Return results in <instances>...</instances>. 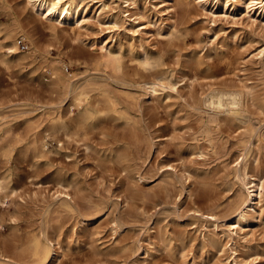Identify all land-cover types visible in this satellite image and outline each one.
Returning a JSON list of instances; mask_svg holds the SVG:
<instances>
[{
  "label": "rangeland",
  "instance_id": "374dc122",
  "mask_svg": "<svg viewBox=\"0 0 264 264\" xmlns=\"http://www.w3.org/2000/svg\"><path fill=\"white\" fill-rule=\"evenodd\" d=\"M215 1L81 0L72 27L0 0V264H264V191L233 218L234 169L264 183V14Z\"/></svg>",
  "mask_w": 264,
  "mask_h": 264
},
{
  "label": "bare ground",
  "instance_id": "6f19581e",
  "mask_svg": "<svg viewBox=\"0 0 264 264\" xmlns=\"http://www.w3.org/2000/svg\"><path fill=\"white\" fill-rule=\"evenodd\" d=\"M229 1L230 0H226L225 7ZM24 2L30 7L31 11L40 14L49 21H57L59 23L68 22L72 27L80 26L81 22L78 19V13L81 0H24ZM204 3H206V0H204ZM218 4L219 0H216L214 6ZM239 5H242L246 12L253 11L257 12L258 15L264 14V0H240ZM113 24L116 25L114 22ZM11 47H15L14 42H11ZM100 49H104V52L101 54V57L103 58V65L105 67H110L112 71L117 72L120 67L118 56L114 55L111 47L101 46ZM260 53H264V50H261ZM148 83V88L151 92H154L155 85L157 84H154L153 82ZM92 89V84L88 81L83 86L74 87L66 93H70L71 99L74 101L75 105H79L82 101L87 100V95ZM241 96V92L235 90L217 91L209 94L206 102L207 106L213 110L218 111L221 110L222 107H225L228 111V115L238 117L240 114ZM91 120L92 115L84 113L77 124H88ZM61 128L65 131H69L70 124L66 125L65 123H62ZM234 170L238 181L246 190V195L241 199L233 213L235 223H239L241 220L246 221V214L249 209L253 208L254 202L257 199H261L262 191H264V183L256 182L255 178L250 180L248 173L245 172L244 169L240 176L238 175L240 174L239 172H241L239 167ZM208 216L211 218L213 217V215ZM235 233H237L236 230ZM32 249L34 255L42 258L44 263L49 257H51V247L48 245L42 246V243L39 240L33 241Z\"/></svg>",
  "mask_w": 264,
  "mask_h": 264
}]
</instances>
